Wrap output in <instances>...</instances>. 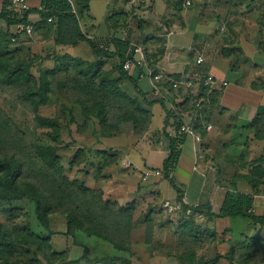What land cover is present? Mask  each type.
<instances>
[{"label":"crops","instance_id":"obj_1","mask_svg":"<svg viewBox=\"0 0 264 264\" xmlns=\"http://www.w3.org/2000/svg\"><path fill=\"white\" fill-rule=\"evenodd\" d=\"M38 1L35 0L34 2ZM91 1L88 0L89 11L81 20L82 31L86 26L90 30L89 36L92 35L96 39L114 36L121 40L124 38L127 41L137 43L143 41L148 45L150 53L152 52L151 57L153 59H160L161 56L159 60L161 70L164 75L172 78L181 74L195 77L198 80L211 77L219 81H227L228 87L226 89L211 94V101H213L211 107L213 109L209 110L211 115H207V120L203 123L214 125L213 121L216 120V126L219 122L227 125L224 132L234 133L239 137L237 131L240 127H244L246 132L243 133L248 134L250 132L252 135L253 131L247 126L251 125L257 115L264 111V39L261 38L262 28L257 29L259 38H256L254 33V35H251L252 37H249L241 32L236 33V30L235 33L229 32V37H227L221 33V29L220 33L218 31V26L221 23V17L217 15L218 13L214 17L201 14L202 4L198 5L200 1L196 2L195 0H192L197 5L194 9L182 7L180 2H183V6L186 7V0H178L177 2L176 0H145L147 4L145 8L143 6L137 7L139 1L135 0L130 3L124 0L125 4L121 5L119 3L117 8L114 6L115 3L111 4L110 0H104L107 12L104 15L105 17L100 19L91 13ZM135 2H137V5L134 4ZM1 3L2 0H0V9ZM218 9L220 8L217 7L215 12H219ZM149 12L162 18L172 15L174 21L168 22L167 28L164 24L161 27L162 29L158 31V26L155 27L154 20L148 15ZM129 17H131V20H129ZM262 20L261 16L258 24H261ZM128 21L132 23L128 28H125ZM232 23L230 22L228 25L235 29L234 25L236 23L234 22V25ZM115 25L121 26L115 30ZM121 27H124L123 29L126 31H121ZM0 29L3 31L10 30V28H5L4 22H0ZM12 32H14L13 29L10 33ZM161 36L166 38H161ZM81 43L73 47L65 46L62 48L58 46V48L61 51L65 50L64 53L74 56L70 54L69 50L78 47ZM156 46L160 48L159 51ZM235 46L240 52L230 49L235 48ZM89 48L91 49L90 46ZM111 53H113L111 56H107L109 57L106 59L107 62L118 58L114 50ZM155 53L156 56L153 55ZM199 57L203 59L201 64L196 63ZM92 59L93 61L95 59L94 53ZM100 61L102 62V59ZM42 65L43 73L49 72L53 68V62L49 59H44ZM135 76L136 73L132 78L136 80ZM136 82L139 90L145 96L147 95L148 99L153 100L154 97L151 94L149 82L137 80ZM195 86L196 90L204 89V87L201 88L200 84ZM131 87L133 89V85ZM132 93H134V90H132ZM181 101L184 100L181 99ZM148 112L147 126L139 133L132 129L131 135L127 136L128 142L122 140L121 135L116 144H107L109 146L107 150L110 152L108 153V156H110L108 162L112 161V163L103 168L105 174H107L102 177L106 184H104V189L111 191V193H107L108 197L123 205H134L135 209L146 205L148 202L158 204V208L159 203L163 200H175L178 196L176 190L164 178H151L146 182L141 180V172L144 169H157L161 166V163L164 164V160L169 154V141L163 139V127L166 121L163 104L154 102L148 107ZM214 128L216 129L215 125ZM205 133L206 136L210 131ZM204 137L200 142L195 141L193 138L185 139L180 147L177 164L171 173V177L183 191L182 201L184 205L190 207L200 206L204 210V214L196 215L195 223L205 221L203 228H208L215 235L213 242H208L203 246L198 244L193 247L194 262L199 264L220 255L217 264H223L224 260H226V264H229L225 256L228 251L223 252L224 246H226V250L230 244L236 249L246 246L251 238L260 235L263 228L258 225L264 223L251 222L254 225L253 232L241 234V241L229 242V246L225 243L228 241H223V234L226 231L225 229L217 230L219 218H212L210 215L217 214L220 211L226 189L217 181L218 174L213 173L214 169L209 168L207 165V160H205L206 150L204 151L203 147ZM259 141L264 145V138L259 139ZM101 150L106 151V148ZM126 161L132 163L131 168L125 166ZM236 184L238 189V182ZM243 191L251 195L253 199L251 210L255 215H258L257 211L260 204L264 203V190L260 191L259 189L257 192H253L250 184H246ZM208 207L210 210H208ZM157 210L146 212L142 231L141 226L137 224L136 229L130 235V246L138 253V259H132V255L127 253L116 252L111 248V245L109 247V245L95 239L88 240L91 257L102 258L94 254L92 245H96V248H105L106 251L109 249L112 254L111 256L108 255V259L116 256L122 258L124 264H132V260L134 264H179L178 255L172 253L170 247L178 243L175 241L178 236L172 234L180 231L175 229V226L179 225L180 217L177 219L175 216L166 215L162 209V212ZM178 215L181 216L182 213H178ZM162 216L164 219L169 217L172 221L169 226L172 228L164 222L156 224L155 220L157 218L162 219ZM174 222H177V224ZM163 227H168L167 231ZM122 261H118L116 264H121Z\"/></svg>","mask_w":264,"mask_h":264},{"label":"rangeland","instance_id":"obj_2","mask_svg":"<svg viewBox=\"0 0 264 264\" xmlns=\"http://www.w3.org/2000/svg\"><path fill=\"white\" fill-rule=\"evenodd\" d=\"M34 1L35 0H29L32 5H36L37 2ZM123 1L124 0H110V3H115L114 6L117 8L119 3L121 5L125 4ZM135 1H139V7L143 6L145 8L147 6L145 0ZM177 1L178 0H176V2ZM186 1H189L190 3L186 4ZM186 1V7L183 6V2H180L183 8L188 7L187 9H194L197 7V5L193 3L192 0ZM195 1L201 2H199L198 5L202 4L201 14H205L207 17H214L215 14L218 13L217 15L221 17V23L218 26V31L220 33V29L222 27L224 30L221 33L227 37H229V32L235 33L236 30V33L241 32L249 37L254 33L255 37L259 38V32L257 29H259V27L260 29H264V26L262 27V25H264V0ZM90 4L91 13L96 18L100 19L105 17L104 15L107 11L104 0H92ZM134 4L137 5V2ZM217 7L220 8L218 9L219 12H215ZM148 15L154 20L155 27L158 26V31L162 29L161 27H163L164 24L166 27L168 26V22L174 21L172 15H168L169 17L165 16L163 18L158 17L154 13L152 14V12H149ZM261 16L263 20L261 21V24H258ZM130 18L131 17H129V20H131ZM230 22H233L232 25H234V22L236 23L234 25L235 29L228 25ZM131 23L128 21L127 25H130ZM121 31L125 32L126 30ZM83 32L86 34L88 33L89 35L90 30L84 26ZM43 34V31H40L38 33H34L31 38L27 39L25 41L26 44L24 46V50H22L21 54H19L18 59L12 63V65H14L16 68H18L19 64H21L23 71L33 77L35 91L37 94L25 95V83L16 82L18 81L16 76L10 78L15 79V84L8 83V79H4L0 82V109L8 119L6 126L0 125V158L3 157L5 151L11 154L14 153L16 157L18 155L19 160L24 164V171L32 177H36L37 175H42V160L40 158V156H42V150L52 147L55 149L56 155L60 157L62 173L69 181H78L90 191L92 190L102 192V198L104 201L112 200L108 197V194L111 193V191L104 189L105 181L102 177L107 174H105L103 169L101 171H97L96 164L101 163V159H104L103 150L101 149L106 148V151H108V143L116 144L121 135L122 140L128 142L129 139L127 136H129V134L131 135L133 125L131 123H122L118 127L117 131H112L110 134L105 133V128L99 125L97 118L90 115L87 116L84 113L83 107L89 106V103L92 101V97L89 95L80 96L79 99L69 97L66 94V78L63 73L61 74L60 72H57L56 76L54 75L55 77L48 76L46 79V86L42 89L39 82L40 76L45 74L42 72V62L44 60L42 57L45 54V46L47 45V47L50 48V51L54 50L56 53L65 52V50L61 51L57 46H52L50 43L52 42V38L44 39ZM163 37L164 36H161V38ZM90 38L96 39L92 37V35ZM165 38L166 37H164V39ZM123 39L124 38H122V40ZM104 42L103 44L106 45V49L104 50H107L108 52L116 50V48L111 44L112 42L110 39H105ZM156 47L159 51L160 48H158V46ZM230 49L240 52L237 50L236 46L235 48ZM69 51L70 54L74 55L76 58H80L82 61L94 62L97 63V65H100L101 72L99 71L94 76V81L97 84L101 82L99 77H102V74H106L108 71H114L113 77H115L116 73L118 72V67L121 61L119 57L107 62L106 59L109 57L103 56V58H99L102 59V62L98 58L94 59L96 61L95 62L92 59L93 53L87 42H82L78 47L71 48ZM153 55L156 56L157 54L155 53ZM159 58L161 59V56ZM52 69L53 68H51V71ZM181 76L182 75L180 74L174 79L166 75L167 84L165 85L166 87H163V93L166 96V100L163 102V105L164 108L170 111H172L174 107L177 108V105L181 104V99L184 100L185 104L189 108H192L191 102H194V100L198 98V94H202L200 93L202 90H196L195 86V89L193 90L194 87L187 86L186 84L178 87L179 91L177 92L172 90V81L178 82ZM208 78L211 77L204 78L203 80L199 79V82L202 86L201 88H203V81ZM29 84L32 85V82L29 81ZM120 85L121 89L126 92L127 95L132 93V87L127 80L123 83L121 82ZM187 87L189 89H185ZM82 99H85L84 103L80 102ZM37 100H40V102L39 104L37 103L35 105ZM108 105L111 104L109 103ZM213 122L216 129L214 128V125H212L210 133L204 137L205 141L203 147L204 151L206 150L205 160H207L208 167H212L214 169L213 173L216 172L218 174L217 181L221 183L222 187L226 189V193L231 192L234 194V192H244L243 190L246 188V184L248 185L249 182H251V184L255 185L257 188L260 187V191H263V143L260 142L259 139H254V131L252 135L250 132L248 134L243 133L246 132V128L240 127L237 131L239 135L238 137L234 133L230 134L228 132H224V129H226L227 126L226 124L220 123L218 121L219 123L216 126V120ZM229 125L228 127H230ZM55 135L58 136V139H54ZM164 138L165 134L163 136V139ZM78 149L82 151V154H77ZM108 153L110 152L108 151ZM156 158L157 156L155 159ZM108 159L109 156L107 160ZM155 159L153 160L155 161ZM160 165L161 166L158 168L161 169L163 163ZM237 182L238 189L236 188ZM105 190L107 191L106 193ZM19 192L20 190L18 193ZM160 203L158 208V204H153L152 202H148L146 205L139 206V208L136 207L132 215L134 229H136L137 224H139L142 231L145 223V213L155 209L161 211ZM34 209V203L25 197L8 198L6 201H0V224L5 229H8L9 233L13 236H16V234H21L24 230L27 234H34L44 239L49 237L50 243L53 244V250L56 253L63 255V260H58V262L55 264H90L88 261L82 260V245L86 242L88 243V240H93L96 238L87 237V235L81 232H73V236H70V234H64V231L66 230L64 217L58 216L56 214L51 215L48 221V227L50 228V231L55 232L52 235L48 230L44 229L39 224L38 220L36 219ZM82 211L83 214H88L87 209L83 207ZM250 212L253 213L252 210ZM257 212V216L263 215L264 203L260 204ZM175 217L179 219L180 215ZM160 219L157 218L155 220L157 225L158 223L164 222L169 226L172 223L171 220L169 222V217L168 219H164L162 216V219ZM251 222L253 221L242 216L226 217L224 219L219 218L217 222V230L225 229L226 232L223 234V241H228L225 243L227 246H229L231 242L234 243L239 240L241 241V234L253 232L252 228H254V225ZM174 223L177 224V222ZM166 224H164V226H166ZM196 225H200L199 227L201 228L205 225V221L198 222ZM258 226L263 228V231L260 233V236H262L264 233V224ZM169 227L172 228L171 226ZM167 228L168 227L164 229L167 231ZM177 228L178 226H175V229ZM181 234V231H176V233L174 232L172 235L180 236ZM177 240H179V237L175 239L176 242H178ZM231 245L232 244H230L227 250L226 246H224L223 252L228 251V255L233 253L235 256H237L240 249L245 248V246H242L241 248L236 249ZM96 247V245H92L94 254H96L97 257L101 256L104 260H109L108 255L111 256L112 254L109 252V249L106 251L105 248ZM130 247L132 249L131 251L134 253L131 256L133 257L132 259H138V253L132 248V246ZM170 250L172 253L176 254L180 251V247L177 246V244L171 245ZM26 251H29V254H27ZM3 253L6 256L3 257L6 261L2 260L0 264H13L15 259H19L20 262L22 260L21 264H48V261L42 257L41 253L36 250L35 246L29 248L26 244H24L20 249L16 248L14 252L6 249ZM254 261L256 263L252 264H264V262H259L256 259ZM131 262L134 264L133 260ZM224 263L226 264V260L223 261V264Z\"/></svg>","mask_w":264,"mask_h":264},{"label":"trees","instance_id":"obj_3","mask_svg":"<svg viewBox=\"0 0 264 264\" xmlns=\"http://www.w3.org/2000/svg\"><path fill=\"white\" fill-rule=\"evenodd\" d=\"M126 1L128 2V0ZM27 2L30 9L25 15H22L12 5V0H2L0 22H4L5 28H10V30L3 31L0 29V82L8 79V83L15 84V79L10 78L16 76L18 78L16 82L25 83V95L37 94L33 77L23 71L21 64H19L18 68L12 65L25 48L26 43L20 38L24 33V25L27 20L34 22V33L43 31L44 39L52 38V42H50L52 46L73 47L80 42H87L95 58L98 59L113 54L104 50L106 45L101 43L105 39H110L111 44L116 48L115 53L121 60L115 77H113L114 71H108L106 74H102V77H99L101 82L97 84L94 81V76L100 71V65L94 62L82 61L80 58L66 53L50 51V48L46 46V52L42 59L51 60L54 67L52 71L40 76V86L42 89L46 86L48 76L55 77L57 72L63 73L66 78V94L69 97L75 99L85 95L92 97L89 106L83 107L84 113L87 116L90 115L97 118L99 125L105 128V133L110 134L112 131H117L122 123H131L133 131L137 133L142 131L148 124V107L154 102L163 104V101L156 98H153V100L148 99L147 95L145 96L139 90L136 80L122 69V62L129 48V42L114 36L92 39L82 31L81 20L89 11L88 0H39L35 6L29 0ZM130 2L132 0H129ZM39 7H43V10L40 11ZM48 18L51 19L50 22L47 21ZM120 26L115 25V30ZM126 26L125 28H128L129 25L126 24ZM123 28L121 27L122 30H125ZM12 29L14 32L10 33ZM99 60L97 61L100 62ZM125 79L130 85H133L131 91L134 90V93L130 95H127L121 89L120 83L126 81ZM29 81L32 82V85L29 84ZM50 88L49 90L51 91ZM200 93L205 94L204 89ZM84 101L85 99L80 100L82 103ZM39 102L40 100H37L35 105L39 104ZM211 102L213 103V101ZM109 103L111 105H108ZM182 104H185V102ZM211 105L201 109L198 112L199 114L201 113L200 116L198 115L195 118L194 127L196 131L200 132L202 138L206 134L203 122H206L207 115H211L209 111L213 109ZM164 110L166 121L163 132L166 136L167 128L173 127L175 136L168 139L169 154L159 170L162 171L161 178L169 181L176 190L178 194L176 200L182 201L183 191L173 180L171 173L176 167L180 147L185 141V137L178 134L179 121L175 112L166 108ZM212 116L214 117V115ZM7 121L8 119L0 109V125L6 126ZM247 127L254 131L253 136L256 140L264 138V111L258 114L254 122ZM54 139H58V136L55 135ZM77 154H82V151L78 149ZM103 156L104 159H101V163L96 164L97 171H101L112 163V161L108 162L107 160V151H103ZM40 158L42 160V175L32 177L24 171V164L19 160L18 155L16 157L14 153L11 154L5 151L3 157L0 158V201H6L8 198H28L34 203V211L39 224L48 230L50 234L53 235L55 232L50 231L48 227L49 217L56 214L64 217L66 226L64 234L73 236V232H81L87 237H94L96 238L95 240L111 245V248L116 252L133 255L134 253L130 251V235L134 230L132 215L135 206L123 205L114 200L104 201L102 192L90 191L78 181H69L63 175L60 157L56 155L55 149L52 147L42 150ZM249 184L250 186L252 185L251 182ZM251 188L253 192H257L260 189V187L257 188L255 185H252ZM19 190L20 192L18 193ZM252 206L253 199L251 195L244 192H234V194L227 192L220 211L210 216L212 218L242 216L255 223L263 224L264 213L262 216L251 213ZM82 207L87 209V215L83 214ZM186 209L190 210L191 213L189 215L185 214ZM208 210H210L209 207ZM203 212L204 210L200 206L190 207L183 205L182 215L178 221L179 225L177 228L182 232L178 236L179 240L177 243L180 251L176 253L179 264H196L194 262L195 253L193 247L198 244L203 246V244L214 241L215 235L212 231L205 227L200 228V225L195 223L196 215H202L204 214ZM24 244L29 248L35 246L42 257L48 261V264H55L58 260H63V255L53 250V244L50 243L49 237L44 239L34 234H27L24 230L21 234L13 236L8 229H5L0 224V262L2 260L6 261L3 258L6 257L3 253L6 249L14 252L16 248L20 249ZM82 247V260L88 261L90 264H116V262L123 260L116 256L109 260L93 258L90 256L88 243H84ZM26 253L29 254V251H26ZM225 256L229 264H251L256 263L255 259L259 262H264V235L251 238L245 248L240 249L237 256L233 253ZM219 258L220 255H217L216 258L199 264H217ZM123 262L124 260L121 264L125 263ZM21 263L22 260L20 262L19 259H15L13 264Z\"/></svg>","mask_w":264,"mask_h":264},{"label":"built area","instance_id":"obj_4","mask_svg":"<svg viewBox=\"0 0 264 264\" xmlns=\"http://www.w3.org/2000/svg\"><path fill=\"white\" fill-rule=\"evenodd\" d=\"M186 4H189V1H186ZM12 5L22 14L25 15L27 11L30 9V6L27 0H12ZM39 10H43V7H39ZM31 19V17H29ZM35 19V18H33ZM48 22L51 19H47ZM34 22L31 20H27V23L24 25V33L21 36V40L26 41L31 38L34 33ZM224 29L221 27V32ZM262 38L264 39V29L261 32ZM14 41V39H12ZM129 48L125 53L122 69L131 77L136 73V80L138 81H148L151 85V94L154 98L159 99L161 101L166 100V96L163 93L165 85L167 84L166 75L163 74L160 65V59H153L151 57V53L148 49V45L143 42H134L128 41ZM103 43V42H101ZM104 45V44H103ZM203 59L199 57L196 60L197 64H201ZM162 82V83H160ZM186 84L187 86L194 87L201 83L199 80L192 76H184L182 75L178 82L172 81V90L179 91L178 87ZM161 85V86H160ZM196 87V86H195ZM203 87L205 94H198L197 99L194 102H191L192 108H189L186 104H179L177 108L174 107L172 111L175 112L178 117L179 127L178 134L183 135L185 139L193 138L195 141L200 142L202 137L200 132L195 129V118L200 116L198 113L206 106H209L211 103V94L215 91H221L228 87L227 81H219L216 79L208 78L203 81ZM177 88V90H176ZM185 89H189L188 87ZM181 103H184L181 102ZM205 123V122H204ZM212 128L211 124H204L205 132H209ZM175 136V131L172 128H167L166 136L164 139H170ZM162 143V142H161ZM125 166L128 168L132 167V163L130 161H126ZM162 171L159 169H144L141 172V180L143 182L148 181L151 178H161ZM161 209L171 217L178 215V213H182L183 201L178 200H169L165 199L161 202ZM191 212L189 209L185 210V214L189 215Z\"/></svg>","mask_w":264,"mask_h":264}]
</instances>
